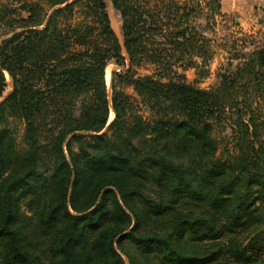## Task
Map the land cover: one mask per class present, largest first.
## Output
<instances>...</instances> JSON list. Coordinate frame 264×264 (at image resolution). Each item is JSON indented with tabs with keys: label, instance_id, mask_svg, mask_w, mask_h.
Returning <instances> with one entry per match:
<instances>
[{
	"label": "trees",
	"instance_id": "obj_1",
	"mask_svg": "<svg viewBox=\"0 0 264 264\" xmlns=\"http://www.w3.org/2000/svg\"><path fill=\"white\" fill-rule=\"evenodd\" d=\"M108 1L118 36L103 0H0V264H264V42L199 89L219 0Z\"/></svg>",
	"mask_w": 264,
	"mask_h": 264
},
{
	"label": "rangeland",
	"instance_id": "obj_2",
	"mask_svg": "<svg viewBox=\"0 0 264 264\" xmlns=\"http://www.w3.org/2000/svg\"><path fill=\"white\" fill-rule=\"evenodd\" d=\"M106 6V11L111 23V27L116 34H119L121 21L119 15L114 11L108 0H103ZM183 4L188 3V6H194L195 1L205 2L207 0H180ZM220 2V16H215L209 23L205 21V16L198 10H195L192 18H194V27L196 34H204L212 40L211 50L214 51V56L211 62L207 66V74L205 76H198L195 69L180 70L177 71L184 75L186 83L192 84L199 89H210L217 83V74L225 64L226 53L224 50L225 44L232 45V41L236 43L259 44L264 42V0H219ZM214 20V23H212ZM229 36L232 41L226 40ZM250 36L251 38H247ZM242 40V41H240ZM226 47V46H225ZM127 58V56H126ZM236 62H233V67L236 66ZM118 68L117 71H121L122 68L109 64L106 68V85L110 92L111 70ZM137 73L134 78L140 75L150 74V70L146 68L134 67ZM7 88L5 95L11 90L10 79L6 77ZM127 94L133 95L131 87L124 88ZM113 119V114L109 116V122ZM8 124L11 126L14 134L19 138L22 134V125L20 122L8 119ZM20 209L24 212L26 217H30L31 214L27 211L26 201L20 202ZM122 248L127 249L129 252H133L134 247L131 246L128 241L122 242ZM125 262L127 260L124 257Z\"/></svg>",
	"mask_w": 264,
	"mask_h": 264
},
{
	"label": "water",
	"instance_id": "obj_3",
	"mask_svg": "<svg viewBox=\"0 0 264 264\" xmlns=\"http://www.w3.org/2000/svg\"><path fill=\"white\" fill-rule=\"evenodd\" d=\"M116 35L118 36V34H116ZM120 46L122 48V52H123L124 56L126 57L125 49H124L123 44L121 42H120ZM116 70H117V68L112 69L111 70V73L114 72V71H116Z\"/></svg>",
	"mask_w": 264,
	"mask_h": 264
}]
</instances>
